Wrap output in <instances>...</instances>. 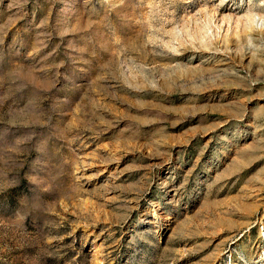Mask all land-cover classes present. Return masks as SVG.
Masks as SVG:
<instances>
[{"label": "rangeland", "instance_id": "1", "mask_svg": "<svg viewBox=\"0 0 264 264\" xmlns=\"http://www.w3.org/2000/svg\"><path fill=\"white\" fill-rule=\"evenodd\" d=\"M264 0H0V264H264Z\"/></svg>", "mask_w": 264, "mask_h": 264}, {"label": "built area", "instance_id": "2", "mask_svg": "<svg viewBox=\"0 0 264 264\" xmlns=\"http://www.w3.org/2000/svg\"><path fill=\"white\" fill-rule=\"evenodd\" d=\"M259 233L261 238H260V249L258 253V259H262L264 258V222L262 223L259 229Z\"/></svg>", "mask_w": 264, "mask_h": 264}]
</instances>
